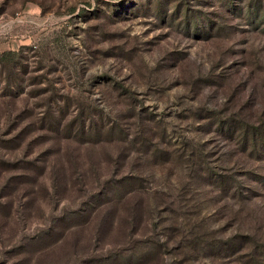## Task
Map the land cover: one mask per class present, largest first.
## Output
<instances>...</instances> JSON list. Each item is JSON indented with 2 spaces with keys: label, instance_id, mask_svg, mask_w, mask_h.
I'll list each match as a JSON object with an SVG mask.
<instances>
[{
  "label": "rangeland",
  "instance_id": "1",
  "mask_svg": "<svg viewBox=\"0 0 264 264\" xmlns=\"http://www.w3.org/2000/svg\"><path fill=\"white\" fill-rule=\"evenodd\" d=\"M0 264H264V0H0Z\"/></svg>",
  "mask_w": 264,
  "mask_h": 264
}]
</instances>
